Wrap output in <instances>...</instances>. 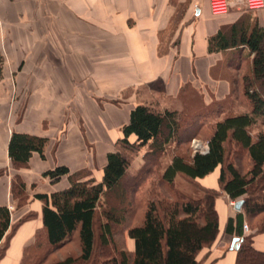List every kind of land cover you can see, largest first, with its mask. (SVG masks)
<instances>
[{"label":"crops","instance_id":"obj_1","mask_svg":"<svg viewBox=\"0 0 264 264\" xmlns=\"http://www.w3.org/2000/svg\"><path fill=\"white\" fill-rule=\"evenodd\" d=\"M24 7L17 62L7 63L0 79V207L10 211V224L21 221L0 264H21L26 250L44 240L36 195L69 186L67 176L53 183L44 173L64 166L100 181L106 154L135 106L180 115L189 109L205 120L203 109L214 116L227 100L244 104L253 54L245 45L209 51L208 40L235 25L264 28V8L250 11L241 1L222 16L211 15L208 0H34ZM28 21L33 36L24 29ZM167 100L181 107L171 109ZM12 132L46 138L44 157L33 152L24 167L14 166L7 149ZM217 176L216 170L198 182L216 189ZM17 179L26 197L20 205L11 192ZM222 194L215 200L218 236L200 256L209 252L212 264H234L232 248L212 255L228 218L241 212L245 224L242 210H230ZM124 237L132 253L134 242ZM255 242L264 248L263 237Z\"/></svg>","mask_w":264,"mask_h":264},{"label":"trees","instance_id":"obj_2","mask_svg":"<svg viewBox=\"0 0 264 264\" xmlns=\"http://www.w3.org/2000/svg\"><path fill=\"white\" fill-rule=\"evenodd\" d=\"M236 28L235 25L210 37L208 50L245 45L253 54L251 78H245L240 94L247 110L224 115L205 126L204 152H193L188 159L179 153L171 156L158 175V184L167 189L168 196L154 193L153 189L139 191L144 174L125 184L127 161L118 151L107 152L100 181L88 171L70 173L64 166L46 171L44 176L53 183L67 176L69 186L49 195H36L43 203L44 240H37L26 250L21 264H212L216 258L209 252L202 257L200 253L210 248L218 236L215 200L222 193L230 201L244 197V215L261 217L262 230L250 235L242 232L241 212L227 219L223 234L231 241L237 239L234 264H264V248H258L255 242L257 237L264 238V130L252 133L257 124L264 125V98L253 88L256 84L264 86V28ZM203 125L200 115L183 116L176 111L158 112L137 105L121 127L118 142L145 147L147 156L158 159L172 140L179 137L177 143H187L192 138L190 130ZM46 143V138L12 132L8 156L14 166L24 167L33 152L44 157ZM228 146L246 158L250 164L246 172L227 160ZM216 170V189L199 184L198 180ZM177 176L194 184L202 197L191 199L175 194L172 187ZM23 191L21 181L12 183V196L18 205L26 200ZM151 193L154 197H149ZM20 222L10 224V211L0 207V258ZM125 234L134 242L132 253L125 249ZM73 238L77 242L75 253L65 249ZM62 250L66 252L60 257L58 252Z\"/></svg>","mask_w":264,"mask_h":264},{"label":"rangeland","instance_id":"obj_3","mask_svg":"<svg viewBox=\"0 0 264 264\" xmlns=\"http://www.w3.org/2000/svg\"><path fill=\"white\" fill-rule=\"evenodd\" d=\"M28 3L34 2V0H0V79L2 78V71L4 67H7V63L11 62V60H15L17 62V55H18V48H19V35L22 30L23 25H25L24 22L20 20V17L23 16L24 12V2ZM33 4V3H32ZM31 7V8H30ZM33 6H28V11L32 12L33 14ZM25 31L28 32V35L33 36V23L28 21L26 23ZM257 92L264 98V86H259L258 84L254 85V87ZM193 102H190L189 105H196L195 99H192ZM195 101V102H194ZM168 107L171 109H178L181 107V103L179 101L177 102H168L165 101ZM223 109L221 111H217V109H214L211 111L214 113V116H208V113L210 111L203 109V113L205 116V120H203V127L194 128L191 132V140L189 139L187 143L179 144L176 140H172L169 145L166 148V151L163 155H161L158 159L152 158L147 156L146 149H137V146H125L122 145L119 140H117L115 144V148L111 149L113 151H118L121 153V155L126 159L127 161V169H126V178H125V184H131V182L139 178L140 176L144 177V182L140 184L139 191L143 189H153L152 191L155 193H163L164 195L168 196L167 189L164 187H161V185L158 184V175L163 171V169L167 166L169 161L171 160V156L174 153H179L181 155H184L187 159L190 158L191 154H193L194 149L200 148L201 150H205V141H206V129L205 126H210L214 123L217 119L223 117L227 114H236L245 112L247 110V107L240 101L234 102V101H226L224 103ZM154 107V105H153ZM196 110V109H194ZM200 110V109H199ZM192 112L189 111V109H185L181 112L183 116H192ZM203 115V114H202ZM197 125V124H196ZM263 129L264 125L257 124L253 129L252 133H255V131ZM188 135V133L186 134ZM185 135V136H186ZM186 140V139H185ZM184 140V141H185ZM193 140L198 141L197 145L193 142ZM226 155L227 160L232 161L234 164H236L237 168L241 172H246L249 168L250 164L246 160L244 156H242L241 153L234 152L229 146L226 148ZM175 189V194H181L186 197H189L191 199H197L202 197L203 193L199 191L194 184L188 182L181 176H177L174 185L172 187ZM253 193V192H251ZM161 195V194H160ZM171 197L173 195L170 193ZM223 194H220L222 196ZM149 197H154L152 193L149 195ZM239 198L238 200L243 199ZM222 199V198H221ZM236 200V201H238ZM114 204H117V200L114 199ZM226 204L228 205L229 209L232 210L233 205L236 201H230L229 199H225ZM242 210V209H241ZM261 217L257 216L255 218H249L248 216H245V224L247 225V231H244V235H250L254 232H258L262 230L260 228L261 226ZM219 243L218 252L212 253V255H218L220 252L226 250V249H233V244L231 243V239L229 237L225 236H219ZM66 251H69L71 253H75L77 251V242L76 239L73 238L72 242L69 246H67ZM65 250H62L58 252V255L61 257L63 256ZM205 251V250H204Z\"/></svg>","mask_w":264,"mask_h":264},{"label":"built area","instance_id":"obj_4","mask_svg":"<svg viewBox=\"0 0 264 264\" xmlns=\"http://www.w3.org/2000/svg\"><path fill=\"white\" fill-rule=\"evenodd\" d=\"M243 2L245 7L250 11H258L264 8V0H208V7L211 15L213 16H222L228 13L230 8H232L236 3ZM193 142L197 145L198 141L193 140ZM205 144V150H206ZM205 150H201L200 148H195L194 152H204ZM247 225L243 224L242 230L247 231Z\"/></svg>","mask_w":264,"mask_h":264},{"label":"water","instance_id":"obj_5","mask_svg":"<svg viewBox=\"0 0 264 264\" xmlns=\"http://www.w3.org/2000/svg\"><path fill=\"white\" fill-rule=\"evenodd\" d=\"M243 204V200H238L234 203L233 205V208L235 211H240L241 210V206ZM235 242H237V239L236 238H233L232 239V244L234 245L233 248L236 249L237 248V245H235Z\"/></svg>","mask_w":264,"mask_h":264}]
</instances>
